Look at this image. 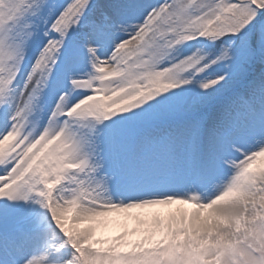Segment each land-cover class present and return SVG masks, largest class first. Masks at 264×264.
<instances>
[{
	"label": "snow or ice",
	"instance_id": "1",
	"mask_svg": "<svg viewBox=\"0 0 264 264\" xmlns=\"http://www.w3.org/2000/svg\"><path fill=\"white\" fill-rule=\"evenodd\" d=\"M0 264H264V0H0Z\"/></svg>",
	"mask_w": 264,
	"mask_h": 264
},
{
	"label": "rangeland",
	"instance_id": "2",
	"mask_svg": "<svg viewBox=\"0 0 264 264\" xmlns=\"http://www.w3.org/2000/svg\"><path fill=\"white\" fill-rule=\"evenodd\" d=\"M185 207L190 208V206H188V205H185ZM128 221H127V227L129 230H131V228H133L135 226V223H134V220H128ZM122 230L123 229L121 227L110 225L107 229H105L104 234H106L105 237H109V236L117 234L118 232H120ZM101 234H103V233H101ZM129 238L134 239L135 237L130 236Z\"/></svg>",
	"mask_w": 264,
	"mask_h": 264
},
{
	"label": "bare ground",
	"instance_id": "3",
	"mask_svg": "<svg viewBox=\"0 0 264 264\" xmlns=\"http://www.w3.org/2000/svg\"><path fill=\"white\" fill-rule=\"evenodd\" d=\"M185 207V206H184ZM129 222V221H128ZM134 223H135V226L134 227H139L137 224H136V222L134 221ZM83 227V226H82ZM104 231H105V229L104 230H98V232H97V235L98 236H104L105 237V235L106 234H104ZM101 233H103V234H101Z\"/></svg>",
	"mask_w": 264,
	"mask_h": 264
}]
</instances>
